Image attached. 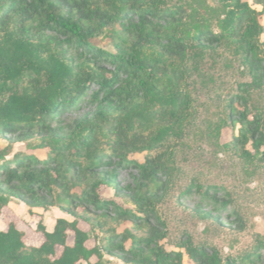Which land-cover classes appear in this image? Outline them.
Returning a JSON list of instances; mask_svg holds the SVG:
<instances>
[{
    "label": "trees",
    "instance_id": "16d2710c",
    "mask_svg": "<svg viewBox=\"0 0 264 264\" xmlns=\"http://www.w3.org/2000/svg\"><path fill=\"white\" fill-rule=\"evenodd\" d=\"M216 2L218 32L173 0H0V216L17 200L74 217L57 218L52 231L42 218L39 245L10 221L0 229V264H106V254L126 264H186L185 256L189 264H264L263 234L237 257L189 236L177 249L163 244L169 232L158 207L195 118L194 75L221 47L252 78L227 100V146L264 160V115L250 107L252 89L264 86V0H254L260 10L247 0ZM103 37L113 52L100 48ZM82 104L90 111L68 119ZM16 143L27 151L14 152ZM126 168L133 183L121 187L117 171ZM103 187L131 206L104 197Z\"/></svg>",
    "mask_w": 264,
    "mask_h": 264
},
{
    "label": "rangeland",
    "instance_id": "374dc122",
    "mask_svg": "<svg viewBox=\"0 0 264 264\" xmlns=\"http://www.w3.org/2000/svg\"><path fill=\"white\" fill-rule=\"evenodd\" d=\"M253 7L261 9L254 0H247ZM184 5L195 23L218 32V4L216 0H173ZM264 23V15L260 18ZM264 40V34L262 35ZM100 48L113 52L110 41L100 39ZM202 75H194L195 86L192 89L195 98L196 113L192 126L181 140L176 152V164L179 168L175 184L158 210L167 224L169 235L163 241L168 249H177L176 243L191 237L197 245L216 246L225 257H237L252 249L256 234L264 235V160L259 157L247 161L238 156L227 144L232 138L233 129L227 115V100L238 92V84L252 80L243 73L240 63L232 51L221 47L210 52L203 64ZM263 86V85H262ZM254 111L264 115V86L252 89ZM91 107L82 104L78 110L68 114L69 118L82 116ZM220 127V129H219ZM7 141L0 138V146ZM251 148V146H249ZM264 148V147H263ZM27 151L26 145L16 143L14 152ZM44 155L43 150L34 151ZM145 153H136L133 158L144 161ZM8 157V159H10ZM131 169H119L117 180L121 187L133 183ZM208 192L209 194H206ZM101 194L120 204L131 206L125 199L118 197L114 189L103 187ZM229 202L227 206L222 201ZM245 224L238 227L237 214ZM74 220V217L61 212L58 208H33L12 200L0 216V229H6L10 221L25 230V242L39 245L42 234L37 226L43 218L50 228L57 218ZM80 227L86 231L90 226L80 221ZM72 242V233L69 236ZM95 244V239L88 242ZM96 259H93L95 261ZM106 264H126L117 255L105 256ZM189 264L188 258L184 259Z\"/></svg>",
    "mask_w": 264,
    "mask_h": 264
},
{
    "label": "crops",
    "instance_id": "0c3cea01",
    "mask_svg": "<svg viewBox=\"0 0 264 264\" xmlns=\"http://www.w3.org/2000/svg\"><path fill=\"white\" fill-rule=\"evenodd\" d=\"M63 218V217H62ZM68 220V219H67ZM55 222H56V220H55ZM55 222L51 225V227L49 228H47L49 231H52L53 230V228H54V225H55Z\"/></svg>",
    "mask_w": 264,
    "mask_h": 264
}]
</instances>
